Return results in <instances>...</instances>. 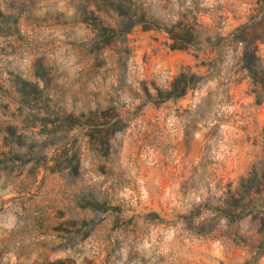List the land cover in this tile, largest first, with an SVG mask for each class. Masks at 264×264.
Wrapping results in <instances>:
<instances>
[{"label":"rangeland","instance_id":"374dc122","mask_svg":"<svg viewBox=\"0 0 264 264\" xmlns=\"http://www.w3.org/2000/svg\"><path fill=\"white\" fill-rule=\"evenodd\" d=\"M146 5L178 32L190 31L191 45L177 50L191 53L197 70L172 74L146 66V56L138 62L141 26L98 58L89 55L96 19L115 21L94 0H0L19 20L0 37V94L16 76L35 81L42 61L52 105L111 106L129 121L107 157L82 141L77 176L32 178L30 163L0 169V264H264L260 222L220 214L255 166L264 183V0ZM155 32L170 49V35ZM245 38L257 48L252 73L242 61ZM184 71L199 76L188 92L193 104L153 103Z\"/></svg>","mask_w":264,"mask_h":264},{"label":"trees","instance_id":"16d2710c","mask_svg":"<svg viewBox=\"0 0 264 264\" xmlns=\"http://www.w3.org/2000/svg\"><path fill=\"white\" fill-rule=\"evenodd\" d=\"M94 1L99 9L112 13L115 21L112 25L97 19L93 23L95 36L87 47L92 57L98 58L104 49L126 41L138 26L144 31L168 33L174 42L170 46L172 50H185L191 45L189 30L178 32V25L166 23V19L150 10L148 5L145 6V0ZM18 22L15 14L0 8V37L17 31ZM242 29H248V26L237 31ZM240 42L246 45L242 57L244 68L252 73L253 64L259 59L257 48L249 44L246 38ZM45 71L42 61L36 62L33 71L35 81L16 76L5 85L8 95L0 94V169L12 171L30 163L32 178H37L41 172L77 176L81 167L82 141L95 155L107 157L114 137L127 128L129 121L122 111L111 106L77 112L75 107L69 111L65 106L52 105L53 102L44 96L49 84ZM198 79L199 76L191 71L182 72L170 87L157 91L153 103L185 97ZM11 106L18 108V115L8 111ZM36 129L40 131L36 133ZM225 202L220 214L227 221L256 219L264 232V183L256 166L241 180L236 193H230ZM89 205L95 210L104 208L99 201H91ZM260 254L257 253L258 257ZM32 264H65V260H36Z\"/></svg>","mask_w":264,"mask_h":264},{"label":"crops","instance_id":"0c3cea01","mask_svg":"<svg viewBox=\"0 0 264 264\" xmlns=\"http://www.w3.org/2000/svg\"><path fill=\"white\" fill-rule=\"evenodd\" d=\"M155 31H140L137 33L138 45V62L146 56L147 65L155 68L158 71L170 69L172 74H176L183 67H192L197 70L199 62L195 61L193 55L188 51L179 52L178 50H171L165 45H161V41L156 42ZM136 37V36H135ZM192 94L189 93L185 97L168 101L162 105L172 104L173 106H188L193 104ZM163 109V108H162Z\"/></svg>","mask_w":264,"mask_h":264}]
</instances>
